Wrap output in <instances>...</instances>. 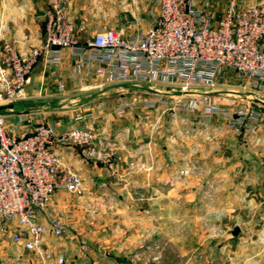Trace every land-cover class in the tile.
I'll return each instance as SVG.
<instances>
[{"label": "crops", "instance_id": "obj_1", "mask_svg": "<svg viewBox=\"0 0 264 264\" xmlns=\"http://www.w3.org/2000/svg\"><path fill=\"white\" fill-rule=\"evenodd\" d=\"M149 1L67 0V6L74 19L75 36L83 43L97 27L103 25L123 30L125 35L147 29L156 16ZM194 1L213 21L220 17L228 3V0ZM45 8V0H0V44L8 42L20 55H26L44 37ZM74 60L75 57L65 49L58 64L44 68L40 61L37 62L31 73V81L26 86V98L15 103L11 112L5 114V128L9 134L16 136L26 134L31 125L37 122L51 125L56 136L74 126L92 128L96 136L95 144L102 142L103 134L108 133L113 143L115 176L110 178L105 166L94 157H85L78 145L55 141L52 148L64 164L74 167L81 175L85 188L79 197L57 192L47 208L49 214L65 222L67 232L64 242L57 243L52 235L46 233L44 256L40 257L12 241L15 223H0V264H58L59 255L64 257V264H126L124 260H129L128 253L132 250L129 243L120 245L118 240L110 238L109 247L101 251L105 246L102 239L109 241L108 219L112 213L121 219L122 227H116V233L120 235L126 232L125 221L128 218L151 215L153 218L163 217L166 224L177 215L184 222L188 216H198L206 228L196 247L205 251L197 260L199 264H235L236 259L229 254L230 246L238 238L243 239L240 245L243 249H264V201L261 195L264 131L244 137L227 131L222 115L200 117L193 111L166 113L159 117V121L164 123L163 144L135 146L132 144L135 131L129 132L124 127L125 124L133 126L132 118L125 115L126 120L120 121L113 112L116 102L109 108L105 100L110 91L122 94V90L131 87L127 84H97L93 75L86 77L74 72ZM232 74L241 82L235 85V89L230 87L225 90L246 93L242 86L249 85L250 88L252 83L243 75L221 67L218 76L223 78ZM59 85H63V88L59 89ZM225 85L217 82V87ZM212 90L213 100L217 103L224 102L222 104L225 106V102H228L230 105L225 107L235 104V98H231L230 93H222L223 88ZM135 111L136 108L127 113L129 115ZM127 140H130L129 145H125ZM186 160L187 163L194 162L204 171L199 177L190 179L193 180L190 187L189 184L185 185L190 181L189 177L177 175ZM147 165L149 168L145 167ZM205 182L215 186L218 195L223 191L230 194L233 201L237 202L238 199L244 211V217L240 218L242 225L238 223L241 232L231 242L221 241L220 238L227 231L222 218L227 215L236 218L227 212L231 207H227L225 201L219 205L220 199L216 198L215 204L208 207L206 212L186 208L190 198L189 189L192 191L190 193L197 195L198 203V191L205 186ZM114 187L119 190L116 196L121 207L115 211L112 205L115 201ZM177 202L178 208L173 207ZM164 227L165 231L170 230L168 225ZM89 234L102 236L96 238V242L95 237L91 238ZM82 245L86 246V251H81ZM220 254H226L225 261ZM133 255L131 262L140 260L136 251ZM191 263V259L185 262ZM243 264H250V261Z\"/></svg>", "mask_w": 264, "mask_h": 264}, {"label": "built area", "instance_id": "obj_2", "mask_svg": "<svg viewBox=\"0 0 264 264\" xmlns=\"http://www.w3.org/2000/svg\"><path fill=\"white\" fill-rule=\"evenodd\" d=\"M150 1L157 13L147 29L125 35L103 25L81 43L67 0H45L44 37L38 45L20 55L12 44H0V106L24 100L35 64L40 61L44 68L58 64L68 49L75 57L76 74L93 75L97 84H127L134 93L148 95L118 98L113 105L117 116L157 106L174 113L193 111L200 117L222 115L227 131L251 136L259 112L247 104L225 107L213 100L210 90H217L219 69L225 67L264 92V0H228L216 21L194 0ZM242 87L251 94V88ZM108 136L103 134L102 142L95 144L94 130L78 126L56 136L54 128L43 122L32 124L22 136L11 135L5 114L0 113V223H15L14 243L43 257L46 233L61 239L67 232L65 222L47 212L51 198L59 191L78 197L84 193L81 175L61 161L52 144L72 142L85 157H94L113 171V143ZM200 170L185 163L179 174ZM261 195L264 201V176ZM80 249L86 251V246ZM57 262L64 264V257L59 255Z\"/></svg>", "mask_w": 264, "mask_h": 264}, {"label": "rangeland", "instance_id": "obj_3", "mask_svg": "<svg viewBox=\"0 0 264 264\" xmlns=\"http://www.w3.org/2000/svg\"><path fill=\"white\" fill-rule=\"evenodd\" d=\"M150 2V7L151 9L157 13V8L154 5L152 1ZM223 69H227L225 67H222ZM230 70V69H229ZM222 72V71H221ZM233 72V70H231ZM235 72V71H234ZM221 74V73H220ZM219 78V79H218ZM217 78V82L219 84L225 83V87H216L221 90L222 93H230L231 98H235V104L234 105H249L252 109L256 110L259 112V121L257 123V126L254 129V133H259L260 131H264V92L260 91L255 84H252L250 87L252 92L251 94L249 93H242L241 90H234L233 92L227 91L230 89H235V85L241 82L240 78L235 77V75L231 76H223V78L219 75ZM221 78V79H220ZM235 83V84H234ZM230 84L231 86L227 85ZM248 85V84H247ZM249 87V85L247 86ZM227 89V90H225ZM122 94L119 92H114L110 91L109 94L105 97L106 104L111 108L110 106L115 103L118 98L120 97H126V98H131L135 94H137L139 97H146L148 96L146 93H142V91L137 90L136 93L133 92L131 89H124L122 90ZM235 95V96H234ZM229 96V95H228ZM224 97V96H221ZM227 98V97H226ZM224 102H221L222 104ZM228 102H225V106H229L230 104H227ZM231 103V102H229ZM129 112V111H128ZM166 113H174L170 110H166L161 106H157L152 109H138L136 108L135 113L130 112V116L128 113H125L124 115L118 116L120 121L126 120L125 115L128 116V118H132V123L133 126H127V124L124 125L126 130L135 131L133 140L135 146H152L153 144H156L160 146L163 144V139H164V131H163V125L161 121H159L160 115H164ZM126 116V117H127ZM132 116V117H131ZM157 120V121H156ZM118 121V122H120ZM130 124V125H131ZM131 130V131H130ZM128 132V133H129ZM252 134V135H253ZM158 139V140H157ZM159 139H161V143L159 142ZM128 141V140H127ZM125 143V145L130 144V140ZM114 159V156H113ZM114 165L116 164L115 159L113 160ZM188 160L183 162L181 167L187 163ZM192 162V161H191ZM192 164H195L194 162ZM149 165L145 166L146 168ZM180 167V168H181ZM179 168V169H180ZM179 169L177 171V175L181 177H189L188 179H192V177L200 176L201 174L204 173V171L200 170L198 172L192 173L191 175L183 176L179 174ZM107 170V169H106ZM109 174V177L112 178L115 176L116 173V167L114 168L113 171H107ZM114 178V177H113ZM193 183V180H190L187 182L185 185H190ZM212 185L211 183L205 182V186H201V190H199V202L196 203V194H192V192L189 189V195L190 198L187 202V209L190 211H200L202 210L203 212H206L208 207H211L215 204L216 198L220 199L219 200V205L223 204L225 201V205L227 207H231L227 212H229V215H235L236 218H230L231 216H226L224 219L222 218V222L224 224V228H226V233L224 236H220L221 241H230L233 239V237L239 236L241 230L239 228L238 232L236 235H232L230 230H234L235 227H239L238 223L241 224V219L243 218L244 211L242 208H240V203L239 200L237 199V202L233 201V199L230 197V194L221 191V193L218 195L215 192V186H210ZM119 190H117L115 187L112 189L115 201L112 203L113 205V211L116 209H121L118 199L116 196V193ZM66 194L65 191H62ZM207 194H210L212 196V200L209 199ZM220 196V197H219ZM215 200V201H214ZM214 201V202H213ZM218 204V202H217ZM155 205V204H154ZM224 205V206H225ZM178 202L176 203L175 208H178ZM201 206V207H200ZM199 209V210H198ZM155 211V210H154ZM190 215V214H189ZM200 215V214H199ZM111 217L108 219V226H109V231H108V240L112 238L113 240L116 239L118 240V243L121 245L123 243H129V245H132V250L131 252L128 253V258L129 260H124L126 264H185L187 259H191L192 263L191 264H199L197 263V260L200 258L205 251H201V249H196L198 246L199 242L203 238V233L205 231V225L201 223V219L198 218V216H193L190 217L188 216V219H185L186 222L181 221L179 218V215L176 217H173V219L170 222H166L164 224V219L163 217H152L151 215H148L146 217L142 218H135V219H126L125 221V227H127L126 232H124V235H120L116 233V227L121 226V219L117 214H110ZM239 216V219L238 217ZM120 220V221H119ZM94 222V221H93ZM99 225V221L97 222ZM103 223V221H102ZM170 229L169 231H165V227L167 226ZM242 225V224H241ZM228 228V229H227ZM230 229V230H229ZM165 231V232H164ZM113 232V233H112ZM89 236L99 238L102 235L99 234H89ZM125 238L122 240V238ZM65 236L62 237L61 239L54 238L55 242L57 243H62L64 242ZM105 238V236H104ZM103 246L101 248V251L104 252L105 247H109L111 244V240L106 241V239H102ZM94 241V240H93ZM98 242V241H96ZM243 239L238 238L236 242H234L230 247V254L233 259L235 260V264H243L244 261H250V264H264V249L261 251L257 250H252L248 251V249H243L240 247L242 245ZM110 250V249H109ZM111 251V250H110ZM135 251L139 254V259L137 261L131 262V258L134 256L133 254ZM107 252V251H106ZM225 253V250H224ZM227 253V251H226ZM105 254V253H104ZM223 258L222 260L225 261L226 259V254H220ZM38 256V255H37ZM240 260V261H239ZM260 261V262H259Z\"/></svg>", "mask_w": 264, "mask_h": 264}, {"label": "water", "instance_id": "obj_4", "mask_svg": "<svg viewBox=\"0 0 264 264\" xmlns=\"http://www.w3.org/2000/svg\"><path fill=\"white\" fill-rule=\"evenodd\" d=\"M12 107H13V105L0 106V113L7 114L8 112H11ZM238 230H239V228L235 227L234 230L232 231V234L236 235Z\"/></svg>", "mask_w": 264, "mask_h": 264}]
</instances>
